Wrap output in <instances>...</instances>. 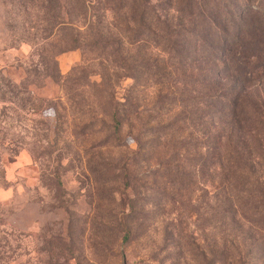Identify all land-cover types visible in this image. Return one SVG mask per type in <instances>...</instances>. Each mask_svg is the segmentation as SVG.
<instances>
[{
	"label": "rangeland",
	"instance_id": "374dc122",
	"mask_svg": "<svg viewBox=\"0 0 264 264\" xmlns=\"http://www.w3.org/2000/svg\"><path fill=\"white\" fill-rule=\"evenodd\" d=\"M256 6L224 70L245 86L235 113L252 120L264 109V1ZM240 8L235 0H0V264H264V155L223 183L225 192L221 175L199 173L190 186L186 147L182 171L168 165L169 140L190 139L185 106L166 102L157 115L161 89L150 78L136 89L132 77L149 76L138 72L143 55L169 60L155 40L143 52L132 44L145 10L161 16L162 29L189 10L215 19V45L205 50L213 60L220 29L234 30L223 25L225 11ZM220 85L227 96L240 90ZM130 91L140 113L114 139L108 104ZM152 125L161 139L148 159L146 143L135 154V136Z\"/></svg>",
	"mask_w": 264,
	"mask_h": 264
},
{
	"label": "trees",
	"instance_id": "16d2710c",
	"mask_svg": "<svg viewBox=\"0 0 264 264\" xmlns=\"http://www.w3.org/2000/svg\"><path fill=\"white\" fill-rule=\"evenodd\" d=\"M263 1L235 0L237 6L242 3V8L225 11L222 17L223 25L227 29L232 24L234 30L230 33L229 29H220L223 31L221 33L223 34L224 44L220 47L219 56L215 55L213 60L212 58L205 59V57H208L205 50L208 46L215 45V41H213L215 37L209 34V30L216 32L219 29L215 19L209 15L196 14L189 10L187 13L183 12L179 15L180 19L174 26L172 21H162L165 23L164 27H166L163 29L158 25L161 19L158 14L150 17L145 10L138 19L140 28L136 37L132 40V44L139 41L143 52L152 44L150 41L155 40V45L161 44V46H164V51L169 60L162 61L159 64L154 57L143 55V59L138 64L140 67L138 72L144 67V72L148 71L149 76L145 73L132 76L135 82L133 87L139 88L142 83H148L150 78L153 80L152 85L155 84L154 87L157 85L161 89L160 91L166 90L165 95H162L159 91L157 95L159 97L154 102L153 108L157 115L159 110L163 108L162 104L166 102L172 104V101H174L178 102L180 106L182 105V108L185 106L184 110L187 113L185 118L189 123L188 137L190 139L187 140V143L181 140L182 137L180 136L169 140L168 144L173 150L170 156L173 157V160H168V165L172 163V167L176 172L182 171L184 157L180 155L182 147H186L187 152L191 155V158H187V168L189 169V176H191L190 186L196 185L197 182L194 180V176L199 173L202 176L207 175L210 180L221 175L222 182L220 185L224 191L223 183H231L239 168L245 167L248 171H252L254 163L258 164L257 160L264 155V109L257 108L254 110L253 115L256 120H252L250 115L236 114L234 108L235 105L239 104V98H242L240 91L245 86L242 83L239 85L238 78L231 79V75L227 76L224 71L229 68L228 58L234 50L233 46L242 38L243 24L246 23L247 15L250 14L249 9L252 10L256 5H258L256 6L257 9L260 8ZM149 2L150 0H144L145 5ZM244 4L247 6H244ZM125 19L132 21L133 18L127 16ZM154 23L156 24L155 31L152 29ZM102 34L98 32L97 36L101 38ZM213 48L216 50L215 46ZM134 69H136L135 66ZM179 71L183 72L182 77L179 75ZM222 81H226L227 85L234 88L240 86V90L235 97L230 95L232 94L230 93L231 89L229 90L227 85L224 86V89L228 90L227 94L230 96L224 94L223 91L218 92L222 89V85H220ZM180 82L184 85L181 90L172 88L178 86ZM141 86L146 87L144 84ZM133 93L134 91H130L129 97L124 101L117 100L115 102V97L109 101V112L106 115L111 122L106 127L107 130L111 129L114 139L119 138V135L125 129V124L133 128L132 120L138 119L140 112L135 103L137 97ZM225 104L230 107L229 113H223L224 110H220V106ZM157 115L151 116L149 120H157ZM243 116L248 119L247 124L241 121L240 117ZM225 118L228 120L224 121ZM224 123H227V125H224ZM152 126L144 129V131L140 130L139 134L135 136L138 145L135 154L143 153L142 146L146 143L149 148L146 152L148 159H153L151 155L161 139L160 135L157 134L160 126ZM166 127L172 129L175 126H173V122H170ZM132 131L130 130V133ZM176 132H179V129L175 132H167L168 134L165 135L168 137L169 133L174 134ZM238 178L237 174V180ZM262 190L261 196L264 194V188Z\"/></svg>",
	"mask_w": 264,
	"mask_h": 264
}]
</instances>
